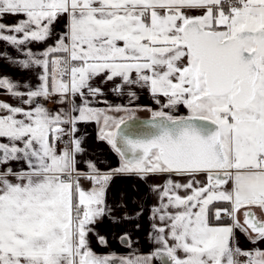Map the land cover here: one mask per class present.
<instances>
[{
    "label": "snow or ice",
    "instance_id": "obj_1",
    "mask_svg": "<svg viewBox=\"0 0 264 264\" xmlns=\"http://www.w3.org/2000/svg\"><path fill=\"white\" fill-rule=\"evenodd\" d=\"M0 62V264H264V0H0Z\"/></svg>",
    "mask_w": 264,
    "mask_h": 264
},
{
    "label": "crops",
    "instance_id": "obj_2",
    "mask_svg": "<svg viewBox=\"0 0 264 264\" xmlns=\"http://www.w3.org/2000/svg\"><path fill=\"white\" fill-rule=\"evenodd\" d=\"M11 50V49H9ZM0 66H2V62H0ZM11 75H13L14 77H19V73H15V72H11L10 73ZM0 98H3V99H8V97L6 95H2L0 94ZM139 103L141 104H149L151 103V101L146 97V96H142L141 97V100L139 101ZM49 107H52V105H49ZM181 111H183V109H181ZM138 116L139 117H147L148 116V113L147 112H139L138 113ZM88 132L92 135H94V126L92 125H89L88 126ZM92 135H90V138H89V141H88V146L89 147H92V148H96V147H100V148H104V151L106 153V155H108L111 163L113 165L116 164L117 162V158L115 157L114 154H111L108 152L106 146H103V145H100V146H97L93 143V139H92ZM132 183V181H129V180H125V179H116L113 183V186H112V190H111V193H110V196L115 199L117 194L122 191V190H127L129 185ZM141 224H142V228L139 232H136L135 235L137 237L140 238V246L144 249V250H147L148 248V244L145 243L143 237H144V234L145 232L147 231V221L146 220H142L141 221ZM129 228H131V225L128 226ZM99 230L102 232V233H107L109 231H114V229L111 228L110 225H101L99 226ZM110 244H111V248L117 252H123L124 251V247L119 245L115 240H111L110 241ZM93 247L94 249L99 252V253H105L108 251V249L104 248V247H101V246H98L95 241H93Z\"/></svg>",
    "mask_w": 264,
    "mask_h": 264
},
{
    "label": "water",
    "instance_id": "obj_3",
    "mask_svg": "<svg viewBox=\"0 0 264 264\" xmlns=\"http://www.w3.org/2000/svg\"><path fill=\"white\" fill-rule=\"evenodd\" d=\"M140 118H141V119H144V118H146V117H144V118H143V117H140Z\"/></svg>",
    "mask_w": 264,
    "mask_h": 264
}]
</instances>
